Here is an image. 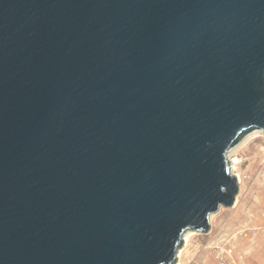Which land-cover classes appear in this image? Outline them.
<instances>
[{
  "label": "water",
  "instance_id": "95a60500",
  "mask_svg": "<svg viewBox=\"0 0 264 264\" xmlns=\"http://www.w3.org/2000/svg\"><path fill=\"white\" fill-rule=\"evenodd\" d=\"M264 134V0H0V264H176Z\"/></svg>",
  "mask_w": 264,
  "mask_h": 264
},
{
  "label": "rangeland",
  "instance_id": "374dc122",
  "mask_svg": "<svg viewBox=\"0 0 264 264\" xmlns=\"http://www.w3.org/2000/svg\"><path fill=\"white\" fill-rule=\"evenodd\" d=\"M228 157L233 174L241 176L237 203L213 213L210 230L198 232L179 249L183 264H216L211 246L221 236L230 239L238 261L260 259L264 263V134L260 130L246 134ZM235 157L239 160L236 169L232 168Z\"/></svg>",
  "mask_w": 264,
  "mask_h": 264
},
{
  "label": "built area",
  "instance_id": "2783aa9c",
  "mask_svg": "<svg viewBox=\"0 0 264 264\" xmlns=\"http://www.w3.org/2000/svg\"><path fill=\"white\" fill-rule=\"evenodd\" d=\"M211 248L216 264H244L235 259L234 246L226 237L216 239Z\"/></svg>",
  "mask_w": 264,
  "mask_h": 264
},
{
  "label": "bare ground",
  "instance_id": "6f19581e",
  "mask_svg": "<svg viewBox=\"0 0 264 264\" xmlns=\"http://www.w3.org/2000/svg\"><path fill=\"white\" fill-rule=\"evenodd\" d=\"M238 162H239L238 158L235 157V158L233 159L232 168H235V169H236V164H237ZM238 176H239V180H241V176H240L239 174H238ZM236 203H237V201H236V199H235L233 206H235ZM211 216H212V215H211ZM211 216H210V218H211ZM210 220H211V219H210ZM196 234H198V232L188 231L187 233H185V235H184V236H185V237H184L185 245H188V244H189V241H190V238H191L192 236L196 235ZM181 255H182V251H179V252H178V256H179L178 258L182 257ZM176 264H183V263H182L181 259H178V261H177Z\"/></svg>",
  "mask_w": 264,
  "mask_h": 264
},
{
  "label": "crops",
  "instance_id": "0c3cea01",
  "mask_svg": "<svg viewBox=\"0 0 264 264\" xmlns=\"http://www.w3.org/2000/svg\"><path fill=\"white\" fill-rule=\"evenodd\" d=\"M221 238H225V237L221 236ZM244 264H264V263L260 259H254V260H251L250 262H247V263H244Z\"/></svg>",
  "mask_w": 264,
  "mask_h": 264
}]
</instances>
